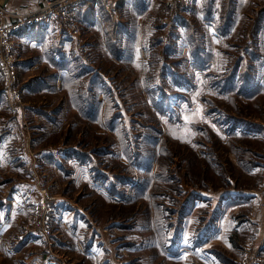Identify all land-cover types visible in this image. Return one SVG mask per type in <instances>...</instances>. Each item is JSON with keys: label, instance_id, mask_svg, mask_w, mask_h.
Instances as JSON below:
<instances>
[{"label": "rangeland", "instance_id": "obj_1", "mask_svg": "<svg viewBox=\"0 0 264 264\" xmlns=\"http://www.w3.org/2000/svg\"><path fill=\"white\" fill-rule=\"evenodd\" d=\"M93 9L0 69V264L264 262V0Z\"/></svg>", "mask_w": 264, "mask_h": 264}, {"label": "built area", "instance_id": "obj_2", "mask_svg": "<svg viewBox=\"0 0 264 264\" xmlns=\"http://www.w3.org/2000/svg\"><path fill=\"white\" fill-rule=\"evenodd\" d=\"M87 0H41L39 7L30 13H8L1 8L0 16L9 14L13 22L0 26V69L4 76L7 95L11 101L12 88L18 74L17 58L14 52L13 37L23 26L54 25L58 36L70 35L77 23V13ZM106 10L111 11V5L106 4ZM16 95V93H13ZM52 211V209H51ZM54 211V208H53ZM23 236L19 243L25 241ZM238 264H264L263 259L249 245L244 246V254L238 258Z\"/></svg>", "mask_w": 264, "mask_h": 264}, {"label": "crops", "instance_id": "obj_3", "mask_svg": "<svg viewBox=\"0 0 264 264\" xmlns=\"http://www.w3.org/2000/svg\"><path fill=\"white\" fill-rule=\"evenodd\" d=\"M5 0H0V3H4ZM41 3V0H9L5 7L7 8V12L8 13H30V12H34L40 5ZM6 15L9 16V14L6 13ZM4 16H0V24L3 22H5V20L3 19ZM8 23H10V20L8 19ZM33 27H37V29L35 31H29L28 29L29 28H33ZM46 30V27L44 26H27V29H25V26H23L22 28H20V30L16 33V35L13 37V41H14V44H15V48L17 49H20V51L22 52V49L23 47L25 48L26 46L28 47H36V46H39V48H41V46H43V40L45 39V35L47 34L45 32ZM16 38V39H15ZM26 44V46H25ZM20 52V53H21ZM19 61H18V67L19 68H23L24 65V61L27 59H24V57H20L18 58ZM26 69V68H25ZM31 70H33V68H31ZM57 208V207H56ZM31 241H35V245H38V246H42L43 244V240H42V237L41 235H38V234H34V236L30 238ZM207 238H203L201 240V242H204L206 241ZM209 242L205 243L203 246L202 244L200 243L199 246L195 247V249H193L194 247L187 245V244H184L182 245L181 247V250L182 249H187L188 252L191 251V254H206V259L209 260V255H211L210 253H208V248L207 245H208ZM214 243V241H213ZM215 245V243H214ZM225 248H228V245H226V242H225ZM87 254L91 255L90 254V251L89 249H86L85 250ZM200 251V253H199ZM182 252V251H181Z\"/></svg>", "mask_w": 264, "mask_h": 264}, {"label": "trees", "instance_id": "obj_4", "mask_svg": "<svg viewBox=\"0 0 264 264\" xmlns=\"http://www.w3.org/2000/svg\"><path fill=\"white\" fill-rule=\"evenodd\" d=\"M97 1L98 0H87L86 2H85V4H83L81 7H80V10H79V12L77 13V19L78 20H84V18H86L87 19V17H89V18H91V15L93 14V12H95V9H93V6L97 3ZM135 2V1H134ZM140 3V4H139ZM134 4V3H133ZM137 5V4H136ZM138 5H141V2H138ZM135 8L133 9L134 11L137 9V10H139L136 6H134ZM140 7V6H139ZM95 15H96V13H95ZM95 15H92V18L95 16ZM96 18V17H95ZM128 30H129V28L128 29H125V31H126V33L122 36V38L120 37V36H118V39L117 40H119L120 38H121V40L123 41V38L124 37H126V38H133V37H135V36H138L137 34H136V32L135 31H133L131 28H130V32H128ZM136 40L137 39H135V40H133V41H131V44H133L134 42L136 43ZM124 42V41H123ZM128 43H129V40H128ZM115 45H117L118 46V44H117V41H115ZM139 46V45H138ZM137 46V52L138 53H140V50H139V48H140V46L138 47ZM123 47V45H121V48ZM120 48V49H121ZM127 52H128V49H127ZM168 96V95H167Z\"/></svg>", "mask_w": 264, "mask_h": 264}, {"label": "water", "instance_id": "obj_5", "mask_svg": "<svg viewBox=\"0 0 264 264\" xmlns=\"http://www.w3.org/2000/svg\"><path fill=\"white\" fill-rule=\"evenodd\" d=\"M8 1H9V0H5L4 3L1 4V8H2V9L5 8V5H6V3H7ZM0 11H1V9H0Z\"/></svg>", "mask_w": 264, "mask_h": 264}]
</instances>
